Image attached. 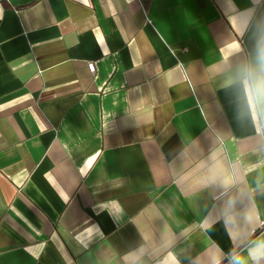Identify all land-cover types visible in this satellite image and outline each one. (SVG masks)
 <instances>
[{"label": "crops", "instance_id": "1", "mask_svg": "<svg viewBox=\"0 0 264 264\" xmlns=\"http://www.w3.org/2000/svg\"><path fill=\"white\" fill-rule=\"evenodd\" d=\"M262 40L264 0H0V264L246 257Z\"/></svg>", "mask_w": 264, "mask_h": 264}, {"label": "clouds", "instance_id": "2", "mask_svg": "<svg viewBox=\"0 0 264 264\" xmlns=\"http://www.w3.org/2000/svg\"><path fill=\"white\" fill-rule=\"evenodd\" d=\"M241 86L243 97L247 102L249 109H256L257 111H264V40L258 46L255 56L254 65L245 68L241 78ZM226 227H232L239 234L240 230L237 226V219L234 214L228 213L224 216ZM249 226H256L264 222H258L257 217L249 213L246 217ZM230 264H260L264 260V240L254 244L249 250L247 256L238 254L232 255ZM212 264H221L219 257L212 260Z\"/></svg>", "mask_w": 264, "mask_h": 264}, {"label": "built area", "instance_id": "3", "mask_svg": "<svg viewBox=\"0 0 264 264\" xmlns=\"http://www.w3.org/2000/svg\"><path fill=\"white\" fill-rule=\"evenodd\" d=\"M90 68H91L92 71H94V66H93V64H90Z\"/></svg>", "mask_w": 264, "mask_h": 264}]
</instances>
